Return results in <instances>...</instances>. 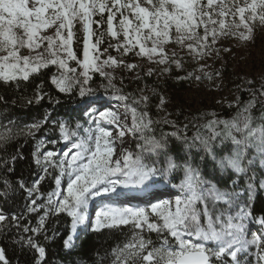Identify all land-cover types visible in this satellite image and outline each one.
Segmentation results:
<instances>
[{
    "label": "snow or ice",
    "instance_id": "1",
    "mask_svg": "<svg viewBox=\"0 0 264 264\" xmlns=\"http://www.w3.org/2000/svg\"><path fill=\"white\" fill-rule=\"evenodd\" d=\"M216 7L214 0H206V3L203 0H0V82L19 87V82L55 66L56 71L49 76L50 84L59 93L78 98V107L73 111H78L84 120V124L77 121V131L71 133L68 122L51 120L50 113L43 120L25 126L27 135H35L51 123L59 129L64 141L67 142L70 135L75 137L72 148L61 154L53 150L41 152L38 146L33 160L41 174L31 186L22 178L15 181L20 190L27 193L26 211L38 213L43 209L35 226L24 223L23 212L9 216L0 209V233L14 230V243L36 254L34 264H46V248L38 237L50 238L45 222L50 214L60 213L71 218L70 234L63 240L66 248L73 245L77 227L85 225L86 221L91 231L131 225L133 231L128 242L113 250V264H229V261L241 264L240 257H247L252 248L256 249L258 264H264V233L249 238L248 228L254 220L252 205L257 190V176L252 169L257 163L264 167V123L253 127L251 116H245L243 127L235 121L211 120L205 125L209 136L197 134L188 140L172 121L163 119L162 122L172 125L175 131L161 133L157 138L153 125L160 121L153 120L147 111L149 97L114 96L133 114L129 127L110 107H97L100 98L89 85L92 73H98L107 80L106 88L120 92L112 84L111 73L104 68L119 66L123 61L110 55L101 60L108 48L125 56L138 49L135 53L138 56H146L158 64L172 63L179 68L180 60L176 59V53L169 57L166 44L174 42L186 47L193 58L199 59L208 54L209 37L214 44L219 35L227 34L232 27H243L246 32L238 34L247 40L251 38L254 22L264 25V0H243V4L240 0H229V3L221 0L219 11H215ZM230 14L238 17L239 23L234 19L226 24L225 18ZM97 15L100 19H93ZM213 15L219 19H213ZM118 16V23H114ZM77 23L84 33L82 59L72 48ZM93 24L98 29L107 24V34L118 42L109 43L101 52L105 33L97 35ZM201 27L202 36L198 32ZM22 49L29 54L22 55ZM70 62L76 67H71ZM125 66L136 67L134 64ZM258 91L264 97V86ZM33 95L34 99L27 103H39L46 97L51 102L61 103L41 85H37ZM0 102L6 103L3 97ZM255 102L253 93L244 111L248 112ZM163 104L161 97L158 107ZM260 119L264 121V114ZM105 124L118 129L117 135L113 136L108 127L102 126ZM218 125H223V131L216 130ZM233 131L242 134L241 138ZM126 134L138 138L136 150L125 149L113 159L116 142L122 141ZM11 138L0 137V141L6 143ZM170 139L182 145V150L173 152ZM22 158L19 151L0 157V170L6 174L14 172L16 160ZM49 169L58 170V174L52 175ZM46 176L52 177L56 187L44 196L40 193V183ZM64 177H67L66 187H62ZM169 178L179 180L173 185L179 192L173 199L154 198L144 206L132 205L130 200L121 201V197H127L126 190L148 192ZM217 182L227 183L228 187L222 189ZM0 186V198L7 200L14 191L12 182L0 178ZM259 188L264 189V177L259 179ZM37 196L42 203L37 204ZM95 197L108 199L92 221L88 209L90 200ZM256 222L264 227V217ZM145 229L161 237L159 247L144 238ZM54 236L52 233V238ZM0 264H7L2 247Z\"/></svg>",
    "mask_w": 264,
    "mask_h": 264
},
{
    "label": "trees",
    "instance_id": "2",
    "mask_svg": "<svg viewBox=\"0 0 264 264\" xmlns=\"http://www.w3.org/2000/svg\"><path fill=\"white\" fill-rule=\"evenodd\" d=\"M107 13H105V19ZM119 17V16H118ZM100 19V18H98ZM106 25H102V29H106ZM75 37H79L80 33L76 32ZM81 37V35H80ZM80 39V50L83 52V41ZM208 50L212 49L211 38L209 37ZM176 59L181 62V67L175 64H158L147 59L139 67L138 77L125 84H122L121 94H130L135 97L140 95L149 97L147 111L150 117L155 121H160L153 125V132L157 138L161 133H169L175 131L172 125H166L162 121L167 119L172 121L176 127L181 130L182 136L191 140L197 134L201 136H209L210 131L205 125L211 121H231L237 119L240 115V109L233 104L221 105L215 104L206 98L199 100L190 96L191 92L197 85L204 82L211 76V72L201 70L202 58H193L188 53L186 47H181L177 44ZM179 49V50H178ZM135 56V50L131 52ZM171 57V56H170ZM134 60V58L132 57ZM165 69H168L165 71ZM149 70L151 74H149ZM55 72L53 66L47 69H42L39 74H33L28 81L19 82V87L15 84L9 85L0 82V97L3 101L0 102V137H12L6 143L0 141V157H8L19 151L22 154V159H17L14 165V172L6 174L0 170V178H7L12 182L13 192L10 193L7 200L0 198V209L7 215L12 213H24V223L35 226L39 219L38 213L27 212L25 205L28 203L27 193L20 190L15 183L18 178H22L26 185L31 186V183L40 174V167L34 163L33 152L36 151V140L45 138L46 143L55 141L59 138L56 128H51L50 123L44 125L36 135H27L26 125H31L37 121L44 119L45 115L50 113L51 120L65 121L71 124L75 119L76 111H73V106L76 103L77 97L61 94L56 91L55 87L50 84L49 76ZM228 73L233 90L236 89L240 93V102H246L253 93L256 95V105L252 108L253 111L264 110V97L260 95V90L264 86V75L259 80L247 79L243 81L239 76ZM200 77V79H196ZM103 80L98 73L92 80L89 81L91 88L102 87ZM37 85H41L45 91L50 93L54 99H58L61 103L56 104L49 101L46 97L39 103H27L28 100L34 99V92ZM161 97L164 104L160 107ZM14 101V102H13ZM141 110V108L138 107ZM187 125V128H185ZM74 127V126H73ZM23 130V134H22ZM217 131H223L221 125L217 126ZM15 134V135H13ZM36 138V139H35ZM138 138L131 137L130 149L136 150ZM171 150L179 152L182 150L175 139L169 141ZM218 143V140H217ZM193 156H196V151L193 150ZM253 171V170H252ZM52 175L58 174L57 171L51 170ZM258 174H256L257 176ZM182 178V177H181ZM228 177L225 175L224 180ZM170 182L178 184L179 180L170 178ZM220 188L228 187L227 183L217 182ZM2 187V186H0ZM54 188V181L51 176L40 183V193L44 196ZM36 198V197H35ZM253 217L257 220L259 217H264V195L259 188L257 179V190L254 193V201L252 205ZM71 218L66 213L57 215H49L45 227L49 233V239L45 240L43 236H39L38 240L46 248V264H113L115 257L114 249L118 246L122 247L130 239V234L133 229L131 225L120 226L117 228H104L100 231H86L79 228L76 232V237L73 245L66 248L63 244L64 238L70 234ZM52 233H55L52 238ZM146 240H151L152 245L159 247L161 237L155 232L143 233ZM16 239L14 230H5L0 233V247L5 251L7 264H34V255L32 249L21 247L14 243ZM174 243V241H170ZM229 264L231 262L229 261Z\"/></svg>",
    "mask_w": 264,
    "mask_h": 264
},
{
    "label": "rangeland",
    "instance_id": "3",
    "mask_svg": "<svg viewBox=\"0 0 264 264\" xmlns=\"http://www.w3.org/2000/svg\"><path fill=\"white\" fill-rule=\"evenodd\" d=\"M143 2V0H141ZM204 3H206V0H203ZM224 3H229V0H223ZM248 2H251V0H248ZM215 5L217 6L215 8V11H219V5L221 3V0H214ZM240 3L243 4V0H240ZM100 18L98 15L95 16L93 19ZM213 19H219V17L213 15ZM235 19L236 23H239L238 17H232L231 14L225 18L226 24H231L232 21ZM119 17H117L116 21L114 23H118ZM93 30L97 32V35H99L100 32H104L105 35L103 37V43L100 45V51L103 52L105 48H108L109 43L116 44L118 41L116 39H112L107 34V25L106 29L103 30L102 26L98 29L96 24L92 25ZM253 32L251 34L250 39H244L242 36H240L238 33L240 32H246V30L241 27L239 29H236L235 27L231 28V31L227 32V34H221L218 36L216 42L212 45V49L208 50V54L202 57L201 66H203L204 72H211V76L204 80L203 83L197 85L191 92H189L190 96L193 98H199V100H202L206 98L209 101H212L215 104H221V105H229L233 104L235 106H238L240 109V115L237 119H232L231 121H235L240 127H243L244 124V118L245 116H251L252 117V125L255 127L256 125L260 123H264L260 119L261 115L264 114V110L259 109L256 111H253L252 108L256 105V102L254 106L250 107L248 112H245L244 109L248 106V102L251 100L249 98L246 102H240V93L236 91V89H232L233 85L231 83V79L228 78L229 74L225 73V71L230 72V74H234L235 76H239L243 81L247 79H253V80H259L264 75V25L260 24L258 21L254 22L252 25ZM74 33L76 32L80 33L78 35L79 37H75L73 39L72 48L75 51L77 57L83 58L80 50V39L82 38V41L84 40V33L82 31L81 25L76 24L74 29ZM199 34L203 35V27L198 29ZM237 33V34H233ZM51 34V30H49V33ZM211 38V37H210ZM93 41L96 40V36H94ZM121 41L123 40V37L121 36L119 38ZM177 44L174 42H170L165 45V51L168 53L169 57L172 56L173 53L176 52ZM179 50V49H178ZM138 51V49L135 50V52ZM22 55L29 54L26 49L21 50ZM113 56L116 57V59L122 60L123 64L119 66H105L104 71L107 73H111L112 76V84L114 85L115 89H119L121 91L122 84H125L131 80H134L138 77V70L139 67L147 61L148 57L146 56H138L129 52L126 56L123 55L121 52H117L112 48H108V52L101 56L100 59H106L107 56ZM134 58V60L132 59ZM139 63V67L136 64ZM134 64L136 65L135 68L129 69L125 65ZM71 67H76V64L74 62H70ZM55 68V66H53ZM56 71V68H55ZM95 73H92V79L94 78ZM101 77V76H100ZM103 82L102 87H95L93 89L96 90L97 96L100 98V103L97 105L98 108H100L101 105L104 107H110L113 111H116L118 115L120 116L121 122L126 123L129 127L132 126V112L130 110H126L125 107L122 106L120 102H118L114 96L117 94L113 91L111 88H106L107 86V80L103 77H101ZM77 99L73 101H76V103L73 106L74 108L78 107ZM132 107H137L136 105H132ZM101 110H104L101 108ZM137 111H141L137 107ZM79 121L81 124H84V120L81 119V114L76 111L75 113V119L74 121H71V124L69 125L70 133L77 131L75 129L76 122ZM51 128H53L52 124L50 123ZM74 126V127H73ZM86 126V125H85ZM106 126L109 128V130L112 132L113 136L117 135L118 129H116L114 126ZM59 130L58 128H56ZM221 129L223 130V125H221ZM38 132L35 133V135H32L33 137H36ZM233 134L237 136V138H241L240 133H236L233 131ZM59 138L55 139L57 141L56 143H46L45 138H40L36 140V149L39 146L40 151L44 152L47 150H53L58 154H61L63 152L69 151V149L72 148V142L75 139V137L70 135V139L66 142L63 140L60 132L58 131ZM132 134H126L122 141H117L115 144V154L113 159L119 157L122 152L126 149L128 151H131L130 149V142H131ZM36 139V138H35ZM136 143V142H134ZM230 143V141H229ZM52 169H49V172H51ZM257 175V179L259 181L260 178L264 177V167L260 166L259 163H257L256 167L252 169ZM58 172V170H57ZM41 174V172H40ZM67 177L62 178V187H66ZM170 178L169 181L163 183L162 185H159V187H155L149 192H141L138 190H126L127 191V197H121V201H128L130 200V203L132 205L139 204L141 206H144L147 201L158 199L163 193H170L173 194L172 197L169 196L170 199H173L176 195L179 194L177 188L169 187ZM54 184V188H55ZM53 188V189H54ZM175 189V190H174ZM262 193L264 195V189H261ZM157 193V194H156ZM132 197H136V199H130ZM103 197H95L90 200L89 209H88V217L89 220L94 221L95 214L99 210V208L106 203L107 199L104 197V199L100 200ZM168 197L166 199H169ZM37 204L42 203V200L39 196L36 197ZM37 213V212H35ZM38 214H43V209H40ZM260 218V217H259ZM259 218L256 220L254 218L253 222L249 223V238L253 234H259L264 233V227H261L256 221L259 220ZM87 221L85 222V225H80L77 227L76 232L81 228L82 230L90 231L89 228L86 226ZM146 230V229H145ZM76 233L74 235V241L76 237ZM74 243V242H73ZM175 243V241H174ZM241 264H258V257L256 256V249L252 248L249 251V254L247 257H240Z\"/></svg>",
    "mask_w": 264,
    "mask_h": 264
},
{
    "label": "bare ground",
    "instance_id": "4",
    "mask_svg": "<svg viewBox=\"0 0 264 264\" xmlns=\"http://www.w3.org/2000/svg\"><path fill=\"white\" fill-rule=\"evenodd\" d=\"M156 189V188H155ZM175 190V189H174ZM157 194V193H156ZM172 195L173 194H170V193H163L160 197H158V199H166L167 197L169 198V196H171L172 197ZM102 199H104V197L103 198H101L100 200H102ZM170 199V198H169Z\"/></svg>",
    "mask_w": 264,
    "mask_h": 264
}]
</instances>
